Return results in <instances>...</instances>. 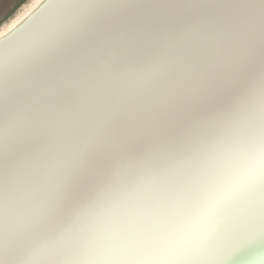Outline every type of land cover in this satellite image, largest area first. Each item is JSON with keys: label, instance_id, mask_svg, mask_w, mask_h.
I'll return each instance as SVG.
<instances>
[{"label": "clouds", "instance_id": "9594fccd", "mask_svg": "<svg viewBox=\"0 0 264 264\" xmlns=\"http://www.w3.org/2000/svg\"><path fill=\"white\" fill-rule=\"evenodd\" d=\"M33 2L0 24V264H224L264 232V0Z\"/></svg>", "mask_w": 264, "mask_h": 264}, {"label": "snow or ice", "instance_id": "6c2138e0", "mask_svg": "<svg viewBox=\"0 0 264 264\" xmlns=\"http://www.w3.org/2000/svg\"><path fill=\"white\" fill-rule=\"evenodd\" d=\"M256 240L261 241V254H264V232L255 235L246 229H228L222 233L218 240L221 255L226 259L233 254H246L248 257L256 256V250L249 247ZM241 264H249L247 260Z\"/></svg>", "mask_w": 264, "mask_h": 264}, {"label": "bare ground", "instance_id": "6f19581e", "mask_svg": "<svg viewBox=\"0 0 264 264\" xmlns=\"http://www.w3.org/2000/svg\"><path fill=\"white\" fill-rule=\"evenodd\" d=\"M37 4L32 2L24 12H22L18 18L12 22L10 25H8L5 28V32H10L13 28L16 27L17 24L22 22L25 18L29 17L32 15L34 10L36 9ZM234 229H243V228H234ZM249 247L254 248L256 250V255L261 254V241L256 240L252 245H249ZM255 256L248 257L246 254H233L232 256L226 258L224 260V264H241L242 261L247 260L250 264V261L254 258Z\"/></svg>", "mask_w": 264, "mask_h": 264}, {"label": "rangeland", "instance_id": "374dc122", "mask_svg": "<svg viewBox=\"0 0 264 264\" xmlns=\"http://www.w3.org/2000/svg\"><path fill=\"white\" fill-rule=\"evenodd\" d=\"M32 2L33 0H0V24L3 23V20L12 16L13 18L11 19L10 23L4 26L6 28L8 25L14 22ZM7 4H10L12 7ZM4 10L7 12V15H5Z\"/></svg>", "mask_w": 264, "mask_h": 264}]
</instances>
